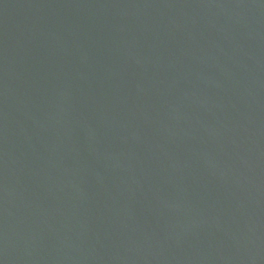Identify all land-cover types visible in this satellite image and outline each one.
<instances>
[{
    "label": "water",
    "instance_id": "water-1",
    "mask_svg": "<svg viewBox=\"0 0 264 264\" xmlns=\"http://www.w3.org/2000/svg\"><path fill=\"white\" fill-rule=\"evenodd\" d=\"M0 264H264V0H0Z\"/></svg>",
    "mask_w": 264,
    "mask_h": 264
}]
</instances>
